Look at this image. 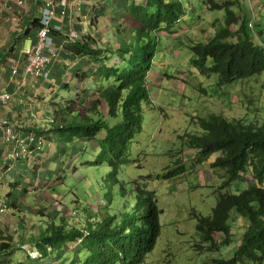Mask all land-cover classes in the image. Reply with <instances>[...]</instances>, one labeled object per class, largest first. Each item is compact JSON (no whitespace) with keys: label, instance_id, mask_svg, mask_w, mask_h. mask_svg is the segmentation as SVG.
<instances>
[{"label":"trees","instance_id":"16d2710c","mask_svg":"<svg viewBox=\"0 0 264 264\" xmlns=\"http://www.w3.org/2000/svg\"><path fill=\"white\" fill-rule=\"evenodd\" d=\"M208 2L212 5L211 11H224L225 15L221 23L211 24V40L190 45L192 67L202 76H217L220 88L264 73V47L255 43L246 22L240 25L238 17L229 9L238 2L226 1L221 5ZM183 14L179 1L143 0L142 4L125 5L121 12L114 14V18L123 22L114 28L117 34L114 38L120 44L100 49L90 38L71 44L67 48L69 54L78 60L87 59L95 68L91 79L94 83L92 108L79 101H68L46 122L49 130L30 127L25 133L38 137L53 135L68 143L95 142L98 153L91 165H106L112 185H118L121 168L131 163V145L142 132L144 108L152 104L149 86L153 85L151 75L155 71L158 39L167 36ZM124 22L129 23L130 29L122 30ZM32 25L37 28L39 22ZM193 123L202 134L181 137L185 149L177 153L179 156L194 150L195 162L202 164L219 155L209 165L211 171L226 174L218 192L239 179L250 177L246 181L249 186L238 195L219 194L210 217L193 213L198 234L195 251L214 254L230 247L234 237L230 220L235 213L247 225L236 240L234 253L229 260L212 259L209 264H264V124L246 126L236 120L228 122L218 115ZM185 163L183 158L176 159L157 179L170 182L182 177L187 172ZM120 189L123 193V188ZM136 191L143 207L122 214L118 223L111 218L88 220L87 225L77 223L76 231H69L63 220V225H50L42 239L33 244L42 260L56 257L61 261L69 259V263L72 260L70 264H144L161 235V211L154 192L139 186ZM78 246L76 256L69 255ZM15 249L11 238L0 235V258H7Z\"/></svg>","mask_w":264,"mask_h":264},{"label":"rangeland","instance_id":"374dc122","mask_svg":"<svg viewBox=\"0 0 264 264\" xmlns=\"http://www.w3.org/2000/svg\"><path fill=\"white\" fill-rule=\"evenodd\" d=\"M175 1H179L184 14L181 21L169 30L167 36L158 39L154 57L155 68H153L157 69L158 81L157 84L149 86L152 104L144 108L142 132L131 145L129 151L131 163L121 168L118 174V185H112L110 171L106 165L92 164L89 168L82 169L86 161L94 163L96 154L92 156L88 150L79 156L75 149L66 153L64 144L61 142L58 145L59 138L53 137L54 144L59 147V158L65 166L61 168L62 177L58 178V168L54 166L51 169L54 173L51 182L53 184L41 181L37 186L38 188L40 186V189L31 191L27 197L24 194L25 191L14 194L15 198L26 206L25 211L32 209L27 214H23V211L20 214L19 209H22L20 205L19 207H9L7 203L3 207L1 205L2 211H16V213L1 214L0 227L4 224L13 227V223H19V220L16 222V218L21 215V220L25 221L26 230L19 233L13 232L21 246L14 243L16 249L12 251L10 257L0 258V264H34L29 257L30 246L26 244L29 242L28 239L33 241L32 238H37L38 240L42 229L46 233L50 225L58 226L62 224V220L69 231H76L74 228L77 223L79 226L87 225L88 220L93 222L111 218L118 223L122 214L132 211L135 207H143V201L137 196L138 186L155 193L157 205L161 211V235L154 251L148 255L144 264H209L212 259L229 260L231 258L247 221L233 213L230 220L234 236L232 245L214 254L198 253L194 249L198 242V234L193 213L204 218L210 217L219 194L238 195L247 189L249 184L246 181L250 180V177L239 179L225 191L218 192L217 189L223 184L226 174L222 171H210L208 163L197 164L195 159L185 161L187 172L182 177L170 182H163L157 177L162 175L176 159L183 158L185 153L195 156V151L184 152V155L180 156L177 154L185 149L181 137L202 134L193 121L197 122L198 119L218 115L228 122L236 120L246 126L261 127L264 124V73L250 79L236 81L222 88L217 86V76H202L190 64L192 54L188 47L191 44H204L211 40L213 37L211 24L214 21L221 23L225 15L224 11H211L212 5L210 6L208 0ZM211 1L221 5L226 1L234 0ZM236 1L239 6L235 4L229 9L238 17L240 25L241 22L254 25V31L248 30L249 35L256 44L264 47V0ZM134 3L142 4L143 0L128 2L127 6ZM108 17L107 15L105 18ZM105 18L97 28L99 35L96 37L103 36L107 45L108 43L120 44L118 39L114 38V35L117 38L116 32L113 31L114 34H111L110 22ZM92 23L98 24L95 20ZM122 25V30L130 29L128 22V26H125V22ZM174 33H176L175 37ZM177 33L181 35L177 37ZM254 35H257V39ZM31 46V43L27 41V49H31ZM53 108L55 109L56 106H52V111ZM47 145L49 147L50 144L47 143ZM76 156L79 158L73 161ZM77 167L79 174L74 177V169ZM201 175L204 177L203 180L200 178ZM22 178L25 177H17V181L26 190L31 182H21ZM120 188H123V193ZM12 191L15 190H11L10 186L0 187L2 203ZM40 209L46 213L53 209L56 219L51 220L50 217L40 215ZM91 210L97 213L85 214V211ZM78 249H80L79 246L72 248L69 255L72 253L76 256ZM53 260L55 264L69 263V259L61 261L52 257L36 264H53Z\"/></svg>","mask_w":264,"mask_h":264},{"label":"crops","instance_id":"0c3cea01","mask_svg":"<svg viewBox=\"0 0 264 264\" xmlns=\"http://www.w3.org/2000/svg\"><path fill=\"white\" fill-rule=\"evenodd\" d=\"M20 1L25 2L23 8L18 7ZM134 1L57 0L59 18L54 22V26H62L64 28L63 34H53L55 45L59 49V58L49 68L48 80H31L24 78L23 72L28 63L27 53L32 50L36 40L37 30L32 24L41 18L43 0H0V93L13 95L12 102L1 109L0 121L10 122L23 133L34 126H39V128L44 127L49 130L50 128L45 127V124H47V121H50L51 117H53V112L59 109L60 105L68 101H79L80 103H85L87 108H92V103L94 102L91 97L94 83H92L91 79L95 68L87 59L78 60L69 54L67 48L71 43H69L67 38L71 33H76L79 40L82 38H90L95 41V44L97 43L100 49L103 47L111 48L113 44H105L106 40L103 36L96 37L99 35L97 28L104 22L103 18L108 15L109 17L105 19L110 22L109 30L111 34H114V28L117 27L118 23L122 22L114 18V14L121 12L122 8L128 2L131 3ZM134 4L136 5L137 3ZM5 6L12 8L13 12L6 11L3 14L2 8ZM63 12L65 16L61 15ZM93 20L97 21L98 24H93ZM30 26L32 30L27 35L25 31ZM125 26L127 25L125 24ZM27 41L31 43V49H27ZM16 66H20L21 75L19 78L14 79L11 77V70ZM155 70L156 72H153L151 75L153 85L157 84L158 81L157 69ZM52 106H57V109L53 108L54 110L52 111ZM43 138V141H46V145H40L36 149V157L42 161V167L40 166L41 168L37 171L32 169L29 163L26 162L6 161V155L11 148L4 141V132H0V187L10 186L11 190H15L7 195L3 203L0 196V207L6 203L9 207H19L20 205L22 207V209H19L20 214L22 211L24 212L23 214H27L32 209L30 208L25 211L26 206L22 205L15 198L14 194L25 191L24 194L27 197L31 191L35 192L37 189H40V186L39 188L37 186L41 181L47 184H53L51 182L54 173H52L51 169L54 166L58 168V178L62 177L61 168H65V166L62 165L61 159L59 158V147L54 144L53 135L47 136L44 134ZM61 142L65 146L66 153L72 149L77 150L79 156L88 150L92 156L98 153V145L93 141L76 140L73 143H68L59 138L58 145ZM47 143L50 144L49 147ZM79 156L73 158V161L78 159ZM47 158L50 160L47 161ZM90 165L91 162L86 161L82 165V169L89 168ZM74 171V177H76L79 174V168H75ZM17 177H25L22 178L21 182H31L30 187L26 190L23 189L22 184L18 183ZM200 178L202 180L204 179L202 175ZM40 210V215L47 218L50 217L51 220L56 219L53 209L47 213L43 209ZM11 212L16 213V211H2L0 208V217H2L1 214ZM92 212L95 214L96 211H86L85 214H92ZM18 217L16 218V222L19 220V223H13V227H8L7 224L0 227V235L5 239L11 238L16 245L19 244L18 246H21L20 242H17V237L13 232H25L26 227L25 221L21 220L22 216L20 215ZM23 227L24 230H22ZM44 233L45 230L42 229L38 237L40 240ZM28 240L29 242L26 244L32 245L34 241H37V238H32L33 241L31 239ZM23 244L26 245L25 243ZM23 244L22 246H24Z\"/></svg>","mask_w":264,"mask_h":264},{"label":"built area","instance_id":"2783aa9c","mask_svg":"<svg viewBox=\"0 0 264 264\" xmlns=\"http://www.w3.org/2000/svg\"><path fill=\"white\" fill-rule=\"evenodd\" d=\"M42 3L43 11L40 19V26L36 29L35 44L32 50L27 53L28 63L23 72V77L31 80L49 79L48 70L59 58V49L55 45L53 34H62L64 32L62 26H54V22L59 18L57 0H43ZM24 5L25 2L20 1L18 7L23 8ZM6 11L13 12V9L5 6L2 8V13L4 14ZM61 15L65 16V13L63 12ZM249 28H252L251 24ZM68 37L74 40L76 39V33H71ZM20 75V66H16L11 70L12 78L17 79ZM12 100L13 95L9 93H0V112L1 109L5 105L10 104ZM0 132H4V141L9 148H11L6 155V161L30 160L34 157L36 148L39 145V140L35 134L31 133L25 135L18 131L15 125L8 121H0ZM28 251L33 258H38L40 256L35 249H29Z\"/></svg>","mask_w":264,"mask_h":264},{"label":"clouds","instance_id":"9594fccd","mask_svg":"<svg viewBox=\"0 0 264 264\" xmlns=\"http://www.w3.org/2000/svg\"><path fill=\"white\" fill-rule=\"evenodd\" d=\"M41 16H42V14H41ZM254 17V16H253ZM41 19V18H40ZM40 19L38 20V22H39V26H40ZM252 25V28H249V25ZM38 26V27H39ZM33 27V26H32ZM37 27V28H38ZM247 27H248V29L249 30H251V31H254V25L252 24V23H249L248 25H247ZM36 28V29H37ZM64 29V28H63ZM32 30V28H31V26L30 27H28L27 29H26V31H25V33L27 32V31H29V33H30V31ZM63 34V33H62ZM255 36V35H254ZM78 38V39H77ZM68 39V41H69V43H71V44H73V43H75L76 41H78L79 40V37H78V35L76 34V39H74V40H72V39H70L69 37L67 38ZM255 39H257V36H256V38ZM97 44V43H96ZM190 47V46H189ZM188 47V48H189ZM58 48V47H57ZM103 49V48H102ZM165 78H167V77H165ZM55 109H57V106H56V108ZM54 113V112H53ZM17 128V127H16ZM41 128H44V127H41ZM18 130V129H17ZM19 131V130H18ZM23 133V132H22ZM23 134H25V135H27L26 133H23ZM31 134V133H30ZM34 134V133H33ZM36 135V134H35ZM37 136V135H36ZM37 139L39 140L38 142V146H40V145H43V144H45L46 143V141H43V137H38L37 136ZM46 145V144H45ZM37 146V147H38ZM37 149V148H36ZM194 151V150H193ZM197 156V153L195 154V156L194 157H192V155L191 156H189L188 155V153H185V155L183 156V159H184V161H192L193 159H195V157ZM219 155H214V156H212L209 160H207L205 163H208V168H209V165L212 163V162H214L215 160H216V158L218 157ZM215 157V158H214ZM213 159V160H212ZM36 160H38L37 159V157H36V151H35V155H34V157L32 158V159H30V160H18V161H14V162H26V163H29V166L32 168V169H34V170H39L41 167H42V161L41 160H38V161H36ZM210 160H212L211 162H210ZM8 161V160H7ZM196 164V163H195ZM203 164V163H202ZM41 166V167H40ZM38 167V168H37ZM209 170H210V168H209ZM211 171V170H210ZM2 207H3V205H2ZM97 213V211L95 212V214ZM28 246H30V248L29 249H31V250H36L38 253H39V257L38 258H33V257H31V255L29 256L30 258H31V260L32 261H43L42 260V256H41V254H40V251L38 250V248L35 246V245H28ZM28 249V250H29ZM33 253V252H32Z\"/></svg>","mask_w":264,"mask_h":264}]
</instances>
